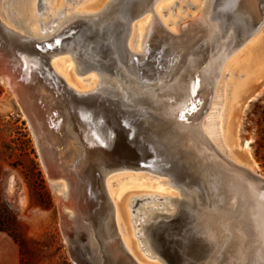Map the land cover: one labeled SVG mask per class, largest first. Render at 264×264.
I'll use <instances>...</instances> for the list:
<instances>
[{
    "label": "bare ground",
    "instance_id": "bare-ground-1",
    "mask_svg": "<svg viewBox=\"0 0 264 264\" xmlns=\"http://www.w3.org/2000/svg\"><path fill=\"white\" fill-rule=\"evenodd\" d=\"M159 1L136 0V6L132 13L133 18L129 26L130 31L128 37L126 36L128 53L133 54L135 58L128 60L126 57L125 60H119L118 63L130 66H120V72L116 75H107L103 68L93 65H88L85 71L80 69L79 56L71 47L54 55L50 60V67H48L40 50L42 53H46L48 48H54L56 44L60 45L61 42H66L69 36L80 29L81 22L98 19L100 14H103L111 5L116 4L117 0H107L105 3L101 1V7L98 10L94 9V5L89 4L88 1L84 10L71 13L60 22L56 23L57 18L48 22L40 21L42 33L39 36H33L27 32L21 33L8 26L0 17V65L5 73L0 78V82L15 95L25 116L24 108L26 109V107L35 116L36 129L39 135L45 138L46 143L58 146L62 140L61 134H63V138L69 135L67 141L63 142L65 149L54 154L55 157L52 158L51 165L54 178L64 177L68 181L69 178H74L75 170L82 176L81 186H76L72 191V185L68 182L69 186H66L65 189L64 196L68 197L72 192L70 198H73L74 201L80 200V195H83L87 190H91L90 193H87L89 199H100L86 177V172L92 168L94 159L92 156V159L88 160L90 158L89 151L91 147L98 144L109 146L112 135H106L101 124L106 118V108L102 107L101 103L77 100L65 92L62 83L76 94L88 96L96 93L101 96L100 98L120 99L125 104L134 102L138 95H148V102L165 119L172 116L186 120L191 117L198 120L199 116L204 113L200 118L199 128L190 125L184 127L188 132V142L199 160L200 167L206 173V178L209 179L214 190L220 191V202L227 208V212L223 214L220 212L221 209L216 210L218 213L216 222L222 228L224 238L218 245V255L222 258V262L214 261V264H264V188L261 181L256 178L258 175L262 178L263 176L252 162L250 165L239 161L232 152L230 143L236 141V138H233L235 141L231 139L234 133L232 131L238 129H230L233 126L231 121L228 123L232 126L226 123L223 131V122L222 119H219L220 129L223 131V147L214 140L216 133L213 129L203 126L212 108L216 84L222 71L221 66L229 54L233 51L235 53L242 43L244 44L258 31L257 27L264 21V0H261L262 20L260 22L261 11L256 4L257 0H218L219 3L217 0H203L200 14L192 20L181 23L177 31L170 29L155 12L154 7ZM62 12L63 10H57L58 18L63 16ZM149 13L153 14L152 20L148 23L147 28L146 26L140 27L137 48L134 49L131 43L134 29L138 22ZM137 19L139 21L135 22ZM124 36L121 38L122 40ZM153 50L156 51L153 53ZM62 55H68L75 62L79 75H88L92 72L98 75L99 80L95 79L97 81L94 80V85L90 89H80L55 65V58ZM146 59L150 60L146 63ZM238 59L239 57L236 60L238 61ZM243 69L244 75L232 93V97L235 99L233 106L238 99H241L240 95L244 93L246 86L255 74L253 66L245 65ZM11 85L17 87L19 91L17 90L16 93ZM199 86L202 87L199 99L206 102L202 111L203 105L194 101ZM32 90H37V92L33 93ZM37 95L40 100L38 103L34 99V96ZM40 102H43L44 105L39 107ZM54 111L59 114L58 119L52 118ZM53 125L56 126L55 130L59 133L51 130ZM73 131L76 132L80 144L75 145L72 139ZM73 144L74 146H72ZM224 148L228 149L229 153ZM56 158L59 160L58 162L62 163L60 166L57 165ZM72 160L74 161L72 162ZM232 165L247 170L248 173L234 168ZM125 170L142 172L120 169L108 174L103 180L101 193L109 202L112 201L106 191V187H109L106 186V180L111 174ZM146 175L161 178L174 188L168 180L161 176ZM182 198L183 196L178 191V197L175 198L149 195L145 197V200L157 199L160 201L164 199L167 203L166 206L176 207L177 201ZM21 205L22 207L24 205L23 199ZM67 205L70 208L75 206L73 201L68 202ZM115 209L114 224L117 231L116 225L122 218V214L117 204ZM231 211H235V217L229 213ZM156 213L159 212L150 214L147 221L136 225V227H142H140L143 229L140 237L144 240H146V226ZM70 215L74 216V213H70ZM119 234L117 232L122 246L137 259L128 242L122 239ZM65 240L68 243L66 237ZM236 241L237 243L239 241V244ZM147 246L144 245L143 248ZM148 255L157 257L151 251ZM141 264L143 263L141 262Z\"/></svg>",
    "mask_w": 264,
    "mask_h": 264
},
{
    "label": "water",
    "instance_id": "water-1",
    "mask_svg": "<svg viewBox=\"0 0 264 264\" xmlns=\"http://www.w3.org/2000/svg\"><path fill=\"white\" fill-rule=\"evenodd\" d=\"M117 3L124 4L125 21L113 18L114 6ZM116 4L100 14L98 19L81 22L80 29L69 36L66 42L48 48L46 53L40 50L47 66L50 67V60L54 55L71 47L79 56V68L84 71L88 65H93L103 68L107 75H116L120 72V66L129 67L130 65L120 64L118 61L125 60L126 57L128 60L135 58L133 54L128 53L126 40L136 0H117ZM43 7L44 5L40 3L39 8ZM155 51L153 50V53ZM149 60L146 59V63ZM1 67L0 65V78L5 74ZM62 85L67 94L79 101L101 103L107 112L101 124L105 134L112 135L109 146L98 144L89 151L88 160L92 159V156L94 159L92 168L86 172V177L100 199H89L87 193L91 190L85 191L77 201L70 198L72 192L68 197L60 196V226L62 232L64 231V238H67L75 264H140L132 253L122 246L114 224V204L106 200L101 193L104 178L120 169L139 170L142 173L161 176L183 196L177 201L174 211L156 213L146 226L148 248L162 264H214V261L221 263L218 245L222 242L224 233L217 225L216 210L221 209L220 212L223 214L227 212V208L220 202V191L214 190L206 178V173L200 167L184 127L190 125L199 128V121L204 113L198 120L172 116L165 119L148 102V95H138L134 102L125 104L120 99L100 98L101 96L96 93L88 96L76 94L63 83ZM11 86L16 93L19 91L14 85ZM201 89V86L197 88L194 101L203 105L202 111L206 102L199 99ZM34 97L38 103L39 96ZM41 105L44 103L40 102L39 107ZM24 110L36 137L42 164L48 177L54 178L52 158L55 157L54 154L65 149L63 142L67 141L69 135L63 138L61 134L63 141L61 140L58 146H51L39 135L35 116L27 107ZM52 118L58 119L59 114L54 111ZM55 129L56 126H51L53 132L59 133ZM72 139L75 145L80 144L75 131ZM55 160L58 166L62 164L57 158ZM232 166L248 173L247 170ZM73 175L74 178L68 180L72 185V191L76 186H81L83 181L77 170ZM256 178L261 181L264 188V177L258 175ZM72 201L75 206L71 208L72 211H67L70 208L67 204ZM70 213H74V216ZM229 213L235 217V211Z\"/></svg>",
    "mask_w": 264,
    "mask_h": 264
},
{
    "label": "rangeland",
    "instance_id": "rangeland-1",
    "mask_svg": "<svg viewBox=\"0 0 264 264\" xmlns=\"http://www.w3.org/2000/svg\"><path fill=\"white\" fill-rule=\"evenodd\" d=\"M31 1L28 10L26 9L29 25H18L15 22L20 17L17 5L26 3L24 0H0V17L11 28L33 36L42 33L40 21L48 22L57 18V23L71 13L84 10L88 1L97 10L101 7L100 3L107 2V0H101L102 2L44 0L47 4L44 9L39 8L40 3L44 4L43 0ZM202 1L160 0L154 10L162 22L164 21L173 31H177L181 23L200 14ZM256 4L261 15V0H257ZM65 7L67 9L62 12L63 16L58 18L57 10H63ZM114 9L113 18L125 21L124 4L117 3ZM151 17L153 14L149 13L142 20H135L139 22L131 40L132 48H137L139 29L141 26L147 28ZM261 20L262 15L259 22ZM257 28L256 34L242 43L235 53L233 51L229 54L231 56L228 55L227 60L223 62L212 108L203 126L213 129L216 133L214 140L223 147L222 133L226 123L231 121L234 127L228 123L232 126L230 129H238L232 131L234 133L231 139L236 140L230 143L232 152L239 161L246 164L252 162L264 177V21ZM54 61L60 71L80 89H90L94 85V80H99L98 75L92 72L88 75H79L75 62L68 55L59 56ZM244 64L253 66L255 74L244 93L240 95L241 99L233 106L235 99L232 93L244 75ZM219 119H222L223 131L220 129ZM225 150L229 153L228 149ZM106 182L108 183L106 186H109L106 187V191L114 204V216L116 217V204L122 214L119 222L116 221L118 234L120 233L122 239L128 242L140 264L141 262L162 264L158 257L148 255L151 251L148 246L143 248L147 245L146 240L140 237L143 229L136 225L147 221L154 212L170 213L175 209L166 206L164 199L145 200V197L157 195L161 198H175L178 197V191L161 178L146 175L144 172L117 171L111 174ZM67 183L64 177H48L29 120L12 91L0 82V243L4 244L7 239L14 242L19 253V264H75L60 226V196L65 195L66 186H69ZM67 211L72 210L68 208Z\"/></svg>",
    "mask_w": 264,
    "mask_h": 264
},
{
    "label": "crops",
    "instance_id": "crops-1",
    "mask_svg": "<svg viewBox=\"0 0 264 264\" xmlns=\"http://www.w3.org/2000/svg\"><path fill=\"white\" fill-rule=\"evenodd\" d=\"M13 243L8 239L0 243V264H19V253Z\"/></svg>",
    "mask_w": 264,
    "mask_h": 264
},
{
    "label": "flooded vegetation",
    "instance_id": "flooded-vegetation-1",
    "mask_svg": "<svg viewBox=\"0 0 264 264\" xmlns=\"http://www.w3.org/2000/svg\"><path fill=\"white\" fill-rule=\"evenodd\" d=\"M30 1L31 0H28V1H26V3H24V4H20V5H17V12H18V14L20 15V17L19 18H17V20H15V22H16V24H18V25H21V24H24V25H29V18H28V12H26V9H27V7L29 6V3H30ZM32 2V1H31ZM43 2H44V9L47 7V4H46V1H44L43 0ZM31 4V3H30ZM12 5V4H11ZM67 9V7H65L64 9H63V11L64 10H66ZM17 14V13H16ZM17 16V15H16ZM16 16H14V19L16 18Z\"/></svg>",
    "mask_w": 264,
    "mask_h": 264
}]
</instances>
